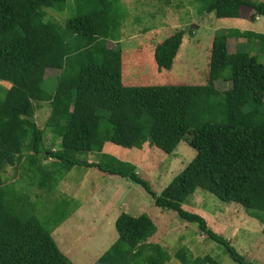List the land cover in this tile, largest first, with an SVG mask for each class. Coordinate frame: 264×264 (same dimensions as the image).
Instances as JSON below:
<instances>
[{
  "label": "trees",
  "instance_id": "16d2710c",
  "mask_svg": "<svg viewBox=\"0 0 264 264\" xmlns=\"http://www.w3.org/2000/svg\"><path fill=\"white\" fill-rule=\"evenodd\" d=\"M66 1L0 0V80L10 83L0 98V264H73L35 217L29 197L10 189L13 184L8 188L2 169H24L21 178L50 190L74 165L130 179L155 206L196 223L234 262L257 264L247 262L182 203L195 189L206 190L251 209L264 234V63L240 47L229 52L227 45L237 38H254L264 52V33L239 28L215 33L205 84L124 85L120 49L107 45L115 37L109 28L124 12L120 3L75 0L78 13L64 28L45 20V9L62 11ZM243 7L251 11L250 20L264 16V2L255 0H204L202 8L217 17H241ZM183 33L174 31L154 46L159 70L171 68ZM47 68L59 70L52 93L41 87ZM217 80L228 87L217 89ZM39 102L49 105L42 128L33 120ZM99 110L106 113L104 122ZM44 128L60 139L58 149L44 147ZM180 140L195 155L159 193L128 162L105 153L94 162L78 157L102 151L106 141L126 148L147 143L171 154ZM114 227L116 239L92 264L169 260L163 246L147 241L156 231L149 216L121 212ZM174 257L181 264H218L209 255L193 257L185 246Z\"/></svg>",
  "mask_w": 264,
  "mask_h": 264
},
{
  "label": "rangeland",
  "instance_id": "374dc122",
  "mask_svg": "<svg viewBox=\"0 0 264 264\" xmlns=\"http://www.w3.org/2000/svg\"><path fill=\"white\" fill-rule=\"evenodd\" d=\"M116 1L124 12L116 25L113 22V27L109 28L115 37L107 45L120 49L121 82L124 85L205 84L215 33L228 28L264 33V16H260V20H250L247 14L251 11L245 7L241 8V17H217L213 12L203 10L204 0ZM45 10V20L55 21L62 28L68 18L78 13L75 0H67L62 11ZM180 29L184 31L182 42L171 68L159 70L153 59L154 46ZM239 41L244 39L239 38ZM259 47L252 38L242 49L264 63V52H260ZM230 49L232 45L228 50L232 52ZM58 71L54 68L45 70L41 87L47 93L54 91ZM228 85L222 80L215 82L217 89ZM9 86L8 81L0 80V98ZM48 113V103L39 102L33 114L36 125L44 127ZM99 114L104 122L105 111L99 110ZM43 130L44 147L58 149L60 139L48 128ZM103 153L132 164L138 175L159 193L193 158L195 150L185 140H180L171 154L147 143L139 148H126L106 141L102 151L81 152L78 157L94 162ZM49 161L48 158L44 164ZM21 173L24 174V169L16 166L2 169L4 182L10 183L8 188L13 184L10 189L15 188L22 192L20 195L29 197L35 217L50 230L58 249L73 264H92L108 248L117 237L114 221L121 212L132 216L145 214L151 218L156 231L147 241L158 243L168 252L170 258L165 264H181L174 252L182 246L193 257L209 255L218 264H237L221 244L201 233L196 223L180 219L170 209L155 206L143 187L128 178L103 173L95 167L74 165L49 190L40 189L27 176L21 178ZM182 207L201 215L208 227L227 239L247 262L264 264L262 223L249 214L251 209L222 201L200 188L195 189Z\"/></svg>",
  "mask_w": 264,
  "mask_h": 264
},
{
  "label": "crops",
  "instance_id": "0c3cea01",
  "mask_svg": "<svg viewBox=\"0 0 264 264\" xmlns=\"http://www.w3.org/2000/svg\"><path fill=\"white\" fill-rule=\"evenodd\" d=\"M260 16H257L256 18H255V20H260ZM243 30V29H242ZM252 31H254V30H252ZM255 32H258V31H255ZM240 39H244V38H240ZM233 42L229 45V44H227L228 45V50H229V48H230V46L232 45V49H230L232 52L236 49V48H238V47H245V44H246V41H245V39H244V41H239V38H237V39H234V40H232ZM257 46V45H256ZM253 47H254V45H253Z\"/></svg>",
  "mask_w": 264,
  "mask_h": 264
}]
</instances>
